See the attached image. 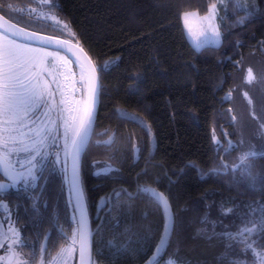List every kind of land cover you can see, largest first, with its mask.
Here are the masks:
<instances>
[{
    "label": "trees",
    "instance_id": "obj_1",
    "mask_svg": "<svg viewBox=\"0 0 264 264\" xmlns=\"http://www.w3.org/2000/svg\"><path fill=\"white\" fill-rule=\"evenodd\" d=\"M216 1L53 0L57 23L70 25L64 33L60 26H32L25 15H7L33 29L70 33L97 65L101 101L82 164L91 216L101 196L119 189L92 228L98 264H144L156 251L167 215L140 186L163 193L173 212L167 245L154 264H259L264 230L257 228L248 249L232 237L264 217V154L248 160L251 176L236 167L239 146L227 91L250 49L264 56V0L260 12L247 15L230 0L222 42L197 48L182 13L205 14ZM48 151L35 190L40 201L28 217L44 233L69 231L76 215L63 152L55 146ZM106 162L110 175L100 172ZM11 191L14 201L23 198L15 195L21 190ZM20 221L24 230L38 229Z\"/></svg>",
    "mask_w": 264,
    "mask_h": 264
},
{
    "label": "snow or ice",
    "instance_id": "obj_2",
    "mask_svg": "<svg viewBox=\"0 0 264 264\" xmlns=\"http://www.w3.org/2000/svg\"><path fill=\"white\" fill-rule=\"evenodd\" d=\"M45 5H53V0H40ZM222 2V0H221ZM11 5L0 4V12ZM192 16H197V25L193 27ZM217 16V4L208 6V11L203 17L197 13L183 12L182 19L188 32L194 39L197 48L208 43H218L220 33L218 26L214 24ZM3 19V17H0ZM51 19L56 20L55 16ZM223 20V17H221ZM243 24L244 19L237 20ZM68 27L66 23L63 25ZM15 28V25L10 26ZM17 37H23V43L18 42ZM35 42L39 46H33ZM71 44L68 40H60L55 37L41 36L35 32H25L19 29L15 32H0V171L8 178L9 183H0V192L17 185H28L29 180L32 186L40 179L39 169L42 162L50 154V147H58L63 152V161L67 163L68 158L72 161V185L77 196L78 219H75L76 226L71 233L65 234L70 240L67 246H63L53 256L50 251L47 257L44 255L43 247L37 254H29V259H22L21 238L19 230L11 226V208L9 207L8 220L0 224V264H70L78 252V264H90V229L85 218V204L82 201V190L77 175V165L81 153L90 139L94 110L98 95V77L96 66L86 55H81L83 49L68 47ZM57 49L67 48L75 56L80 67V80L86 90V97L75 99L68 95L69 91L74 92V85L65 86L58 80L59 69L70 64L66 57L60 55V51H48L49 47ZM51 58V60L49 59ZM51 62L52 67H47ZM106 70L107 65L102 66ZM70 71V69H68ZM50 78V79H49ZM65 80L69 77L65 76ZM246 81L251 83L255 75L251 68L247 69ZM55 89L60 93L59 104L55 100ZM247 96V93H244ZM56 113V119L52 113ZM57 120L60 121L59 125ZM62 128V132H61ZM215 137L213 140L215 141ZM24 154L26 163L20 160V154ZM255 152H248L239 157L240 164L245 169L246 175L251 176V164L246 163L249 157H255ZM57 159L60 154L56 153ZM15 161V162H14ZM227 167V166H225ZM139 192L148 194L156 200L167 213L170 209L167 198L163 193L150 186H140ZM6 205L0 197V208ZM35 207V203H33ZM7 225V227H6ZM257 228L264 230V217L253 224L252 227L245 226L232 238L245 245V248H252L254 241L251 237L256 233ZM166 231L168 226L165 225ZM159 245H167L164 237H161ZM159 245L157 251L160 250ZM260 264H264V253H258Z\"/></svg>",
    "mask_w": 264,
    "mask_h": 264
},
{
    "label": "rangeland",
    "instance_id": "obj_3",
    "mask_svg": "<svg viewBox=\"0 0 264 264\" xmlns=\"http://www.w3.org/2000/svg\"><path fill=\"white\" fill-rule=\"evenodd\" d=\"M229 1L230 0H222L221 2V0H217L215 2L217 4V16L213 22L218 26L220 39L218 43L208 44H220L224 38L222 25L226 18V14L229 12ZM233 1H235L237 7L243 11V15H247L248 13H258L260 12L262 6L260 0ZM48 11L49 13L47 16L50 19L51 17L55 16L57 18V22L59 18L53 11V8ZM185 12L197 13L199 17H203L206 14H200L196 10H187ZM221 17H223V20H221ZM190 19L193 21V27H196L198 17L192 16ZM64 23L68 25L67 28L63 26ZM60 24L64 29L71 31L70 25L67 22L63 21ZM184 27L189 39L195 45L194 39L188 32L185 24ZM18 42L23 43L19 40ZM48 51L55 52L59 50L48 48ZM60 55L66 57L68 61H71V63L66 64L64 67L59 69L60 74L57 77L58 80H60L65 86L74 85L75 91H69L68 95L73 96L75 99L85 98L86 90L83 87V82L80 80V69H76L73 60L64 52L60 51ZM49 59L51 60V58ZM115 60V57L108 59L107 65L113 63ZM47 67H52L51 62L48 63ZM248 68H251L255 75V80H253L251 83H248L245 79ZM68 69H70V71H68ZM65 76L69 77V79L65 80ZM53 91L55 92L54 98L57 101V104H59L61 97L59 91L55 89V85H53ZM244 93H247V96H245ZM227 95L232 99L233 103L237 132L235 142L239 146V157L248 152H255L256 155L264 154V56L261 55L256 49L252 48L246 53L242 68L234 72V80L232 86L227 91ZM51 115L53 119H56L55 112H53ZM216 140L220 142L218 138ZM22 157L23 159L21 157L19 158L24 160V156ZM249 159L250 157L248 160ZM63 163L64 161L62 160V167L66 166V163H64V165ZM14 226L19 230V232H21L20 227H17L16 225ZM260 253H264V250H261ZM171 263L172 262H170V264Z\"/></svg>",
    "mask_w": 264,
    "mask_h": 264
},
{
    "label": "flooded vegetation",
    "instance_id": "obj_4",
    "mask_svg": "<svg viewBox=\"0 0 264 264\" xmlns=\"http://www.w3.org/2000/svg\"><path fill=\"white\" fill-rule=\"evenodd\" d=\"M3 5H11L12 7L9 9L5 7V10L2 11L4 14L7 15H12L18 20H23L24 18L31 20L33 25L32 26H62L61 24L57 23L56 20L54 21L53 19H50L47 14L49 13L48 10L53 8V5H45L40 2V0H9L8 2H0ZM53 21V22H51ZM63 33L66 31L63 27ZM68 33H65L67 35ZM20 41V40H19ZM23 42V41H22ZM34 45V44H33ZM60 121L57 120V124L59 125ZM24 154L21 153L20 157L23 159ZM21 160L22 163H26L25 160ZM15 162V161H14ZM64 165V163H63ZM63 171L68 173V160L66 163V166H63ZM100 171V170H99ZM102 173L106 175H110L112 172V167L109 162H106L104 166L102 167L101 171ZM40 176V179L36 181V186H32V181L29 180L28 185L25 186L23 182L21 184L17 185L14 188H8L4 192H0V197L3 198V203L6 205L4 208H0V224H3L5 221L8 220L9 217V207L11 208V216L12 219L10 221L11 226L16 225L17 227H20V238H21V245L20 248L22 249V259L28 260L29 259V254H37L40 252V249L43 247L44 255L47 257L49 254V251L51 255H55L59 249L63 246H67L68 243H70V240L66 239L65 234L71 233V230L69 231H48V232H43L39 230L40 226L39 224H34L33 222H30L29 219V208L30 206H33V203L38 204L40 201L39 198V192H35L36 188L39 186V183L41 182L42 178V173H38ZM112 177V176H110ZM0 181L7 184L9 183V179L6 178L1 172H0ZM12 189L15 191L21 190L19 193H15V195H23L21 199H18L17 201H14L12 194ZM118 192V193H117ZM116 194H119V189L118 187H114L108 195H103L99 198V201L97 203V211L92 212L94 214L91 216V213L89 212V217H90V224L91 228L96 225V219L97 215L101 213V211L106 207L107 203L112 201V197ZM22 201V205L20 206V203ZM88 205V211H89V206L91 204L87 203ZM24 208V212L22 215H20V208ZM28 207V209H27ZM18 210V211H17ZM106 210V209H105ZM97 213V214H96ZM103 216V213L101 217ZM37 217H40L37 215ZM41 218V217H40ZM21 219H23L24 224L26 223L27 225L30 224V226L35 225L37 226V230H24L23 229V224L21 223ZM7 227V225H6ZM15 227V226H14ZM74 227V226H73ZM72 227V229H73ZM3 251L0 250V255H3ZM94 264H98L96 261L97 259L95 258L94 252ZM70 264H78V252L75 254V257L73 260L70 262Z\"/></svg>",
    "mask_w": 264,
    "mask_h": 264
},
{
    "label": "water",
    "instance_id": "obj_5",
    "mask_svg": "<svg viewBox=\"0 0 264 264\" xmlns=\"http://www.w3.org/2000/svg\"><path fill=\"white\" fill-rule=\"evenodd\" d=\"M0 17H3V19H0V31L1 32H5V34H7L8 31L15 32V31H17L19 29H23L25 32H35V33H38L41 36L55 37V38H58L60 40H68V41L71 42V44L68 47H73L74 51L77 48L83 49V52L80 53V54L81 55L86 54L91 59V61L95 64L94 60L92 59V57L90 56V54L88 53L86 48L81 43H79L76 39H74V37L71 34H67V35L63 36V35H59V34H55V33H49V32H45V31H41V30H38V29H33V28H30V27H27V26H24V25L18 23L17 21L9 18L8 16H6L2 12H0ZM12 25H15V28H11L10 26H12ZM17 40L25 42L23 37H17ZM32 43L34 45H37L35 42H32ZM49 48L56 49V50L64 52L65 54H67L70 58H72L77 63L75 56L72 54V52L68 51L67 48L57 49L54 46L53 47H49ZM95 66H96V73H97V77H98V95H97V101H96V106H95V110H94V118H93L92 130H91L90 139L88 141L86 149H84L82 151L80 160H79L78 165H77V175H78V178H79L80 188L82 190V201H83V203L86 206L85 207V218H86V220L88 222L89 229H90V232H91V235H90V238H89L90 239V249H91V261H90V264H94L93 247H92V236H93V233H92V228H91V224H90L88 205H87V200H86L84 186H83L82 164H83L84 154H85V152H86V150H87V148H88V146H89V144H90V142L92 140L93 134H94V129H95L97 116H98V112H99V107H100V101H101V97H100V95H101L100 75H99V71H98V68H97L96 64H95ZM0 172L6 178H8L2 171H0ZM68 174H69V185H70L72 202H73V205H74V208H75L76 217L78 219L79 212L77 211V196H76V191H75V189H74V187H73V185L71 183V181H72V161H71L70 157H69V162H68ZM0 183H3V182L0 181ZM168 203L170 205V209L166 213V215H167L166 225L168 226V230L166 231V229H165V232H164V235H163V237L166 239V241H167V239H168V237L170 235V232H171V229H172V224H173V212H172V208H171V204H170L169 200H168ZM159 248H160V250L159 251L156 250L154 252V254L144 264H154L160 258V256L163 254L165 246L164 245H159Z\"/></svg>",
    "mask_w": 264,
    "mask_h": 264
}]
</instances>
